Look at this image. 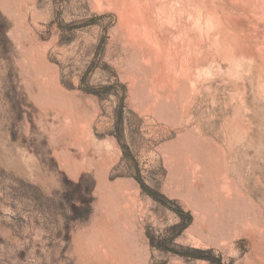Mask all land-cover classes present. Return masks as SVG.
<instances>
[{
  "label": "rangeland",
  "instance_id": "obj_1",
  "mask_svg": "<svg viewBox=\"0 0 264 264\" xmlns=\"http://www.w3.org/2000/svg\"><path fill=\"white\" fill-rule=\"evenodd\" d=\"M121 249L264 264V0H0V264Z\"/></svg>",
  "mask_w": 264,
  "mask_h": 264
},
{
  "label": "bare ground",
  "instance_id": "obj_2",
  "mask_svg": "<svg viewBox=\"0 0 264 264\" xmlns=\"http://www.w3.org/2000/svg\"><path fill=\"white\" fill-rule=\"evenodd\" d=\"M177 3V2H176ZM260 3V2H259ZM212 5V4H211ZM155 11V10H154ZM180 14V13H179ZM143 41V40H142ZM145 42V41H144ZM146 61V60H145ZM144 61V62H145ZM44 85V84H43ZM47 85V84H46ZM42 86V85H41ZM43 87V86H42ZM44 87L46 88L47 86H45L44 85ZM41 88V87H40ZM45 88H41V89H44L45 91H47L46 89L48 88V90H49V85H48V87L45 89ZM51 89V88H50ZM40 91V90H39ZM50 92H51V90H49ZM41 92V91H40ZM44 93H46V92H44ZM58 93V92H57ZM48 94V93H47ZM56 108V107H55ZM65 110V109H64ZM68 112V111H67ZM116 243V242H115ZM124 243H126V242H124ZM128 243V242H127ZM113 245V244H112ZM125 245V244H124ZM116 246V245H115ZM120 246V245H119ZM115 251V250H114ZM120 252V254L118 255V258L120 259V261H121V264L123 263V264H126V263H130V262H132V256H131V252H130V250L128 249V250H120L119 251ZM117 256V255H116ZM105 258H107V256L105 257ZM109 259H110V261H111V258L110 257H108ZM113 258V257H112ZM109 259H105V260H109ZM113 261V260H112ZM117 260H114V262H113V264L115 263V264H119L120 263V261H119V263H118V261L116 262ZM106 262V261H105ZM134 262H136V260L134 261ZM110 264V262H108L107 261V264ZM136 264V263H135Z\"/></svg>",
  "mask_w": 264,
  "mask_h": 264
},
{
  "label": "trees",
  "instance_id": "obj_3",
  "mask_svg": "<svg viewBox=\"0 0 264 264\" xmlns=\"http://www.w3.org/2000/svg\"><path fill=\"white\" fill-rule=\"evenodd\" d=\"M180 214H181V212H180ZM188 218H191L190 217V215H188ZM190 250V252H192V253H200V251L199 250H195V249H189ZM181 254V253H180ZM181 256H183V257H185L186 255H184V254H181ZM194 257H195V255H193Z\"/></svg>",
  "mask_w": 264,
  "mask_h": 264
}]
</instances>
